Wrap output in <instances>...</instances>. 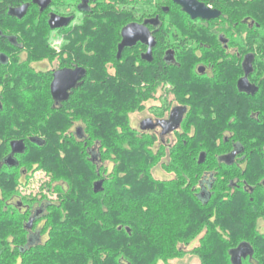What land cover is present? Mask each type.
Instances as JSON below:
<instances>
[{"label": "trees", "instance_id": "obj_1", "mask_svg": "<svg viewBox=\"0 0 264 264\" xmlns=\"http://www.w3.org/2000/svg\"><path fill=\"white\" fill-rule=\"evenodd\" d=\"M198 1L220 11L217 19L201 20L209 26H195L179 6L161 0L168 11L159 10V20L171 24L174 41L184 48L188 39L218 45L220 26L229 21L238 25L242 51L260 56L258 66L264 68V0ZM117 15H111L113 23ZM85 48L82 58L93 54L82 60L81 87L62 107H52L40 72L2 95L0 155L10 151L11 140L21 141L19 165L36 164L49 178L42 190L57 198L23 197L17 191L22 173L0 171V264H157L182 256L202 232L191 250L200 264H264V234L258 229L264 222V106L242 98L239 120L219 122L204 107L198 87L196 95L181 100L188 102L176 139L163 145L136 132L128 119L154 98L160 71L129 76L125 63L118 65V76H109L107 44ZM178 53L186 63L201 61L190 50ZM76 127L85 139L78 140ZM157 166L170 177L155 179ZM17 202L27 210L19 211ZM32 230L43 241L31 243ZM238 249L237 261L232 254Z\"/></svg>", "mask_w": 264, "mask_h": 264}, {"label": "flooded vegetation", "instance_id": "obj_2", "mask_svg": "<svg viewBox=\"0 0 264 264\" xmlns=\"http://www.w3.org/2000/svg\"><path fill=\"white\" fill-rule=\"evenodd\" d=\"M162 8L161 0H0V110L2 95L17 91L19 79L29 78L32 72L43 73V82L48 85L51 94L55 73L82 70L73 87L67 91L65 100L55 99L51 95L52 107H62L71 94L81 87L85 74L82 60L90 59L93 54L86 53L82 58V47L87 49L97 42L108 46L109 57L104 67L106 71L109 69V76H118V65L125 63L129 76H136L146 69L154 74L160 71L154 80L153 100L157 103L147 105L149 112L135 120L129 119V123L136 132L153 135L163 145L176 139L188 102L181 100L183 97L189 100L196 95L194 92L198 87L202 88L204 107L210 109L209 114L221 120L219 122L236 123L239 120L237 110L241 108L242 98L251 97L249 99H255L264 106V92L260 89L264 76L256 71L259 58L250 49L242 53L238 25L229 21L222 23L220 27L223 30L216 36L218 45L209 46L206 38L207 42L201 47L205 52L199 54V50L194 49L193 40L185 41L186 48L179 45V40L174 41L173 30L165 28L171 24L159 20L158 12L163 11ZM113 13H125L126 21L118 25L113 23ZM130 24L146 27L154 45L149 47L136 41L132 46L123 47L118 55L122 30ZM242 24L254 26L250 20H244ZM182 50H190L201 62L186 63L178 53ZM41 52L46 56L39 59ZM114 57H121L122 61L115 63ZM186 64L190 72L185 71ZM243 79L247 81V90L242 88ZM75 131L78 140L85 139L77 127ZM10 142V151L0 155V171L17 170L22 173L20 180L25 176V169L18 163L21 152L13 151L12 143L22 142ZM236 153H231L233 160ZM241 161L239 158L236 164L240 166ZM261 185L264 190V178ZM27 206L17 202L19 211H26ZM29 211L32 213L33 208ZM29 237L31 243L44 239L37 230H32Z\"/></svg>", "mask_w": 264, "mask_h": 264}, {"label": "water", "instance_id": "obj_3", "mask_svg": "<svg viewBox=\"0 0 264 264\" xmlns=\"http://www.w3.org/2000/svg\"><path fill=\"white\" fill-rule=\"evenodd\" d=\"M175 5L179 6L181 10L187 14L190 19H200L209 21L217 19L220 16V11L212 9L205 4L197 0H171ZM163 12H167L168 8H162ZM151 22V21H149ZM122 40L119 45V53L123 47L132 46L136 41L146 43L149 47L154 45L153 38L150 36L148 30L144 26L130 24L122 30ZM149 54V53H148ZM79 74H82V70L75 71H61L54 74L53 81L51 83V95L58 100H65L67 98V91L73 87L75 79ZM242 88L247 90V81L243 79ZM12 149L15 152H22L23 146L19 142L12 143ZM202 158V157H201ZM101 185V182L94 184V192H97V188ZM240 249L236 250L232 254V258L239 260Z\"/></svg>", "mask_w": 264, "mask_h": 264}, {"label": "rangeland", "instance_id": "obj_4", "mask_svg": "<svg viewBox=\"0 0 264 264\" xmlns=\"http://www.w3.org/2000/svg\"><path fill=\"white\" fill-rule=\"evenodd\" d=\"M243 1H246V0H243ZM116 14L121 15V16H120L119 20L115 21V24L118 25V24L126 21L125 16H124L125 13H116ZM194 21H195L194 22L195 25H200L202 23L200 19H195ZM164 23L168 24L169 22L164 21ZM165 28L173 29L172 26H168ZM189 41H191V40H189ZM200 45L202 46V44H200ZM200 45L197 44V42H195V40H194L193 46H194L195 50H199ZM208 45L215 47V45H217V44H216V42L213 43L212 41L209 40ZM203 52H205V50L197 51V53H199V54H202ZM42 53L43 52H41L39 56H41ZM242 53H245V51L243 50ZM258 58H259V60L262 59L260 56H258ZM258 63H259V61H258ZM258 63H257V65H259ZM257 65H256V71L259 73L258 75H261L264 72V70H263L264 68H262V67L260 68V66H257ZM107 70H108L107 72L109 73L108 68H107ZM145 103H147L146 107L144 106V108L141 110H138V109L134 110L132 113L129 114L128 119L135 120L139 117L145 116L149 112L147 105H153V104H156L157 102H155L153 99H151ZM103 166H105L104 168L107 170V174H109V169H111V165H109V161L105 162V164ZM22 169H25L26 174L24 177H22L19 180L20 184L17 187V191H18L19 195H21L23 197H29L30 199H32V198H39L41 195L40 193H43V195H45L47 198L51 199L52 201L56 200L57 194L55 192L54 193H51V192L48 193V192H46V189L42 190L41 186L44 183H47L49 181V178L45 175V173L42 170H37L38 168H37L36 164H33V166L31 168H27L25 166V164H23ZM152 175L157 180H162V179H166V178L170 177L169 174L164 173L159 166L155 167L154 170H152ZM258 229L264 234V222L263 221L260 222ZM202 233L189 245V247L187 249H183L184 254H182V256L169 258L166 262L160 261L157 264H200L199 258L197 256H195L194 254H192L191 250H193L192 248H195L200 244L199 239H200V237H202Z\"/></svg>", "mask_w": 264, "mask_h": 264}]
</instances>
